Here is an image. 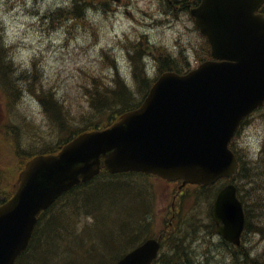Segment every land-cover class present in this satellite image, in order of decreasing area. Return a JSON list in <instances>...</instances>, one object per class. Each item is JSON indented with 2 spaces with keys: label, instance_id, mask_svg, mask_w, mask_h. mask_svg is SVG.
Segmentation results:
<instances>
[{
  "label": "water",
  "instance_id": "95a60500",
  "mask_svg": "<svg viewBox=\"0 0 264 264\" xmlns=\"http://www.w3.org/2000/svg\"><path fill=\"white\" fill-rule=\"evenodd\" d=\"M261 0H202L193 10L212 56L187 74L167 72L141 105L110 127L83 133L57 155H37L19 175L14 195L0 205V264H14L37 221L63 191L98 173L142 170L168 179L208 184L230 177L237 160L227 145L239 122L264 102V16ZM233 184L217 195L218 231L238 243L244 224ZM159 243L148 239L116 264H149Z\"/></svg>",
  "mask_w": 264,
  "mask_h": 264
},
{
  "label": "rangeland",
  "instance_id": "374dc122",
  "mask_svg": "<svg viewBox=\"0 0 264 264\" xmlns=\"http://www.w3.org/2000/svg\"><path fill=\"white\" fill-rule=\"evenodd\" d=\"M125 1L128 3L132 1L130 9L124 11L121 9V12L117 14L105 13L99 1L95 2L91 9L88 8L86 22L95 23L96 31L99 33L98 38H95L90 30L77 27L72 21L63 22V17L57 10H55V18L50 16L52 9L63 0H0V31L4 33L0 40V51L3 53L1 55L2 64L7 65V61L13 58L12 68L4 67L3 69H6V74L15 81L16 87L22 84L27 90L32 87L31 94H36L35 91L39 87L54 88L56 98L63 101L60 111L69 124L79 128L95 121L99 124L105 123L107 111L96 115L93 106L84 95L87 87L90 88L93 82V75L98 77L93 88L96 86V89L104 94L106 90H102L103 82H114L111 79L115 74L119 75L123 81L137 83L132 82L135 76L133 71L137 67L135 63L142 62L143 58L135 62L128 58L127 48H131L134 43H139L141 40L142 54L147 55H149V45L156 46L159 50L168 49L171 53L177 41L184 49L190 44L195 45L192 36L186 35L187 38L190 37L189 41L185 37V39L180 38L185 35L184 32L182 35L177 34L183 31L182 28L177 27L171 32L169 29H162L160 22H150L151 14L156 11H154L155 5L152 6L150 0ZM11 3L14 4L13 7ZM66 30H72L74 35L72 31L65 32ZM173 36H177V41ZM105 51H108V54H105ZM111 60H114L116 68L110 66ZM148 61L146 63H149ZM138 67L141 69L139 77L149 72V76H153L151 67L148 73L144 65L139 63ZM9 87L14 89L12 86ZM137 87L136 84V89ZM139 95L140 91L137 92V96ZM106 98L110 99V96ZM6 101L7 99L0 91V194L2 191L7 194V190L15 182L14 177L22 169L28 154L38 152V149L46 143L53 144L59 141L62 136L58 127L49 121L36 99L24 95V97L11 100L9 104H6ZM14 112L24 118L21 122L16 118V123L21 128L18 135L7 129L10 115ZM258 113L251 116L237 137L239 147H245L253 152L259 150L261 139L264 136V122ZM94 125L96 124L93 123L92 126ZM261 171L259 168L253 173L260 175ZM151 182H155L152 191L154 204H156L153 229L161 230L164 227V221L169 218L165 214L171 209L173 198L181 195L179 192L174 193L176 191L174 185L172 187V184H165L160 179L152 181L145 176H139L136 180L135 178L131 180V183L134 186L137 184L141 191L148 189L144 185H149ZM104 195L105 193H102L97 200L104 202L106 200L103 199ZM186 200L187 206L190 204V199L186 197ZM189 212L185 211L183 215ZM194 212L197 223L200 224L197 231L199 238L193 242L190 238L186 241L187 246L192 242L195 253L198 252L199 259H193L192 264L238 262L237 259L228 261L218 255L210 256L209 259L204 258V253L201 252L203 248L212 254L224 249L222 244L218 243L216 234L212 235L211 228L205 226L210 221L204 217L206 214L204 205L196 207ZM254 220L256 221V218ZM258 221L263 222L262 219ZM187 224L193 225V219L188 218ZM256 238L252 234L251 240L255 241ZM251 240L246 237L245 244L251 248L255 246L253 252L264 251V241L257 246L256 243L260 239L256 243ZM256 260L259 261V259ZM255 262L254 259L252 264H256Z\"/></svg>",
  "mask_w": 264,
  "mask_h": 264
},
{
  "label": "trees",
  "instance_id": "16d2710c",
  "mask_svg": "<svg viewBox=\"0 0 264 264\" xmlns=\"http://www.w3.org/2000/svg\"><path fill=\"white\" fill-rule=\"evenodd\" d=\"M78 7L81 5L78 4ZM2 54L1 51L2 85H6L4 86L6 90L9 85L16 89L15 83L6 74V69H3L7 66L2 64ZM163 63L171 64L167 55ZM135 66H137L134 71L138 79L137 89H146L149 83L145 76L139 77L141 69L138 64ZM29 90L33 92L32 87ZM36 91L41 100H47L45 108L49 121L55 124L59 133L65 136H62L63 139L60 142L55 143L54 149L52 146L41 149V152H54L78 133V127L66 122L60 111L62 106L60 102H56L50 89L39 87ZM105 92L112 101L109 102L106 96L102 95L92 103L94 108L118 114L139 104L133 100L130 87L119 80L115 81L114 87H106ZM115 97L116 100H114ZM51 98H54L56 105L51 103ZM261 117L264 120V106L261 107ZM231 147L233 149L236 147L234 142L231 143ZM235 151L239 153H237L239 166L233 180L237 184L238 196L245 206L246 230L251 231L255 228L254 223H257L258 219L264 222V140L260 151L253 156L254 159L249 157L245 149H241L240 152ZM259 168L262 170L261 174L255 175V171ZM135 175L132 173L110 174L102 169L93 179L65 192L51 207L40 214L30 243L17 259L16 264H115L126 251L156 231L153 229V185L146 184L144 187L148 189L141 191L137 184L134 186L125 181V178L134 179ZM205 190V198L209 204L212 192L207 188ZM102 193H105L104 202L97 200ZM7 196L2 191L0 202ZM201 196L203 195L199 192L194 193L195 200H193L192 208ZM197 221L195 217L193 223ZM165 226L166 228L161 231L163 250L154 264H192V253L186 245L190 237L185 236L194 232V225H188L185 218L178 220L177 217L172 224L167 221ZM256 256L264 261V252ZM237 260L238 262L232 261L229 264H252L254 261L246 254L238 257ZM255 261L256 264H264L256 259Z\"/></svg>",
  "mask_w": 264,
  "mask_h": 264
},
{
  "label": "bare ground",
  "instance_id": "6f19581e",
  "mask_svg": "<svg viewBox=\"0 0 264 264\" xmlns=\"http://www.w3.org/2000/svg\"><path fill=\"white\" fill-rule=\"evenodd\" d=\"M131 3H132V1H131ZM131 3L129 5H131ZM88 8L91 9L92 7H90V6H88V7L82 6V8L81 7H75L73 11H75L77 13L81 12L85 16V15H87V12L89 11ZM101 8L105 13H111L112 12L111 6H101ZM190 13L191 12L188 10L187 14H190ZM179 15H180V12L177 10H174V9L169 10V11L163 10V11H160L158 14L153 15L150 22H153V21L160 22L162 24L161 26L163 27L162 29L166 30V29H170L173 26V24L178 20ZM50 16L52 18H55L56 17V11L50 12ZM148 27L151 28L150 26H148ZM156 30H159V29H156ZM8 90H9V93L12 97V100L18 99L20 97H24V95L30 96L31 99H36L38 104L41 106L42 111L44 113H46L47 110L45 108V105L47 103V100H45V99L41 100L39 94H31L32 92L25 89L23 86L21 88L16 87V89H12L11 87H8ZM84 95L87 97L88 102L91 104V106H93L92 103L94 101L98 100V98H100L102 95H105V94L101 93V90H98V92H97V90L95 88H91L89 90H86L84 92ZM52 96H53V94H52ZM51 100H52L51 103L55 104L54 98H51ZM56 102H60V104L63 106V104H62L63 101L56 99ZM93 109H94V113L96 115L103 114V112L107 111V110L102 111L99 108H94V107H93ZM16 118L20 122L24 121V118H22L19 113L14 112L10 115L9 123L7 124V129L18 135L21 132V128H20V125L18 123H16ZM103 179H106V178H103ZM132 179L133 178H125V181H127L128 183H131ZM256 222L257 223H255V225H254L255 228H252L251 231H248L249 229L246 230L243 243L240 247L234 248V247L225 245V246H223V249H224L223 251H218V252H215L213 254L208 252L206 249L203 248V249H201V252L204 253V258L209 259L210 256L218 255V256H220V258L222 257V259H238V257H240V256L242 257L244 254H246L249 259H259L256 257V255L249 254V253L247 254V252H249V251L253 252L255 250V248H254L255 246L251 248L245 244L246 237L250 238V240H251L252 234H254L257 237L255 241L251 240L252 242L256 243V241L258 239H260V241L256 243L257 246L260 242L264 241V226H263L264 224H263V222H259V221H256ZM199 225L200 224L195 223L194 227H193V229H195L194 232L186 235V237L187 236L190 237L192 242L199 238V234L197 233ZM205 226L211 228L212 235L215 234L211 223H206ZM212 241H211V243H212ZM192 242L190 243V245L188 244V247L193 254L192 255V257H193L192 263H193V259H199V257L197 256L198 252L195 253L194 248L192 247ZM208 253H210V255H208ZM216 259H217V257H216Z\"/></svg>",
  "mask_w": 264,
  "mask_h": 264
},
{
  "label": "flooded vegetation",
  "instance_id": "af4514ba",
  "mask_svg": "<svg viewBox=\"0 0 264 264\" xmlns=\"http://www.w3.org/2000/svg\"><path fill=\"white\" fill-rule=\"evenodd\" d=\"M167 7H168V9L166 10V11H169V9L170 10H177V11H179L180 12V15H179V17H178V20L176 21V22H189L190 21V17H189V14H187V11L189 10L190 11V9L192 8V7H194V6H196L197 4H198V0H167ZM189 31L192 33V34H196V36L198 37V38H200L201 39V41H200V39H196L195 37H194V40H195V42H194V44L195 45H191L190 44V48L191 49H193L194 51L196 50V45H199V51L200 52H195V53H193V56L194 57H198V59H199V61L200 60H204L205 58H206V55H204V53L206 52V40H205V38L203 37V36H199L198 34H200L199 33V31L198 30H196V28H193V30L192 29H189ZM170 62L171 63H175L176 61H175V59L174 58H170ZM194 62H197V60H195ZM196 64H198V63H191V62H186V63H184L183 64V69H190V68H193Z\"/></svg>",
  "mask_w": 264,
  "mask_h": 264
}]
</instances>
